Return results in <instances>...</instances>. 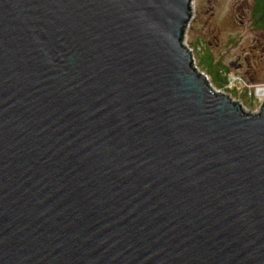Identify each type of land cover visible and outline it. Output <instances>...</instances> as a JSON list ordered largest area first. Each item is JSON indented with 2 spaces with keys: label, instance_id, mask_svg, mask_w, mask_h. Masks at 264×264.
Wrapping results in <instances>:
<instances>
[{
  "label": "water",
  "instance_id": "obj_1",
  "mask_svg": "<svg viewBox=\"0 0 264 264\" xmlns=\"http://www.w3.org/2000/svg\"><path fill=\"white\" fill-rule=\"evenodd\" d=\"M192 2L0 0V264H264V102L196 71Z\"/></svg>",
  "mask_w": 264,
  "mask_h": 264
},
{
  "label": "rangeland",
  "instance_id": "obj_2",
  "mask_svg": "<svg viewBox=\"0 0 264 264\" xmlns=\"http://www.w3.org/2000/svg\"><path fill=\"white\" fill-rule=\"evenodd\" d=\"M183 43L191 49L194 68L207 76L214 90L238 102L245 113L258 112L264 96L257 97L255 89L264 87V63L252 61L240 69L236 65L237 60L255 51L253 43L263 48L264 58V35L252 26L250 0H193ZM205 52L216 66L227 69L222 73L227 84L219 86L213 82L212 73L200 61Z\"/></svg>",
  "mask_w": 264,
  "mask_h": 264
},
{
  "label": "trees",
  "instance_id": "obj_3",
  "mask_svg": "<svg viewBox=\"0 0 264 264\" xmlns=\"http://www.w3.org/2000/svg\"><path fill=\"white\" fill-rule=\"evenodd\" d=\"M250 18L252 26L261 30L264 34V0H250ZM201 63L205 65L209 72L212 73V80L219 86L227 84L228 79L223 77L222 73H226L227 69L216 66L213 62L212 56L205 52L200 59ZM227 77V76H226Z\"/></svg>",
  "mask_w": 264,
  "mask_h": 264
},
{
  "label": "flooded vegetation",
  "instance_id": "obj_4",
  "mask_svg": "<svg viewBox=\"0 0 264 264\" xmlns=\"http://www.w3.org/2000/svg\"><path fill=\"white\" fill-rule=\"evenodd\" d=\"M252 50H255V51L250 53L249 56L245 55L242 57L241 60L240 59L237 60L236 65L238 69L243 68L244 65L250 64L252 61H257L258 63H264V58L262 57L263 48H261L258 43H253ZM256 50H259L261 53L259 54Z\"/></svg>",
  "mask_w": 264,
  "mask_h": 264
},
{
  "label": "bare ground",
  "instance_id": "obj_5",
  "mask_svg": "<svg viewBox=\"0 0 264 264\" xmlns=\"http://www.w3.org/2000/svg\"><path fill=\"white\" fill-rule=\"evenodd\" d=\"M198 73L201 74L202 76H204L206 78V80L208 81V78L204 73H200V72H198ZM255 94L257 97H263L264 96V87H257L255 89Z\"/></svg>",
  "mask_w": 264,
  "mask_h": 264
},
{
  "label": "built area",
  "instance_id": "obj_6",
  "mask_svg": "<svg viewBox=\"0 0 264 264\" xmlns=\"http://www.w3.org/2000/svg\"><path fill=\"white\" fill-rule=\"evenodd\" d=\"M193 3V2H192ZM192 3H191V5H192Z\"/></svg>",
  "mask_w": 264,
  "mask_h": 264
}]
</instances>
